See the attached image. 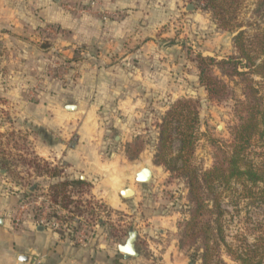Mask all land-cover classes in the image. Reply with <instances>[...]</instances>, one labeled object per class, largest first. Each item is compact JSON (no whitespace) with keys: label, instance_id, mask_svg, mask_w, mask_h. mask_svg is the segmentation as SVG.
I'll list each match as a JSON object with an SVG mask.
<instances>
[{"label":"rangeland","instance_id":"obj_1","mask_svg":"<svg viewBox=\"0 0 264 264\" xmlns=\"http://www.w3.org/2000/svg\"><path fill=\"white\" fill-rule=\"evenodd\" d=\"M29 1L22 0L25 4ZM62 1L73 19H78L81 33L46 23L28 6L22 8V14L32 21H24L21 34L0 27V194L7 195L11 225L18 216L22 217L20 225L25 220L34 224L44 220L48 224L44 228L48 229L54 222L55 233L75 246L97 244L110 246L115 252L128 233L135 231L139 256L128 258L135 264H202L201 236H182L192 205L186 182L177 171L182 166V162L177 163L179 142L173 140L163 151L165 156L159 157L168 169H174L168 172L164 165L154 164L158 131L171 103L198 100L200 135L189 169L203 172L213 166V141L227 144L231 140L230 129L236 123L234 102L206 101L193 59L197 54L218 59L233 55L234 35L217 27L195 0H135L132 13L122 9L114 13L97 11L99 0ZM254 2L244 0L245 18ZM189 5L192 8L188 11ZM97 15L112 21H125L127 16L131 24L128 31L139 35V42L148 37L158 39L166 58L156 54L139 59L135 53L124 61L118 54L99 58L100 45L93 30L94 21L100 20ZM137 46L134 41L130 47ZM43 103L49 112L54 108L51 118L57 106H79L78 119L61 120L64 127L59 132H63V138L50 133V140L64 144V150L80 139L89 141L94 132L93 145L84 143L80 151L94 158L95 163L106 164L104 176L97 177L95 194L87 180H80L83 173L36 154L41 141H50L34 126L29 114L33 105ZM65 112L71 117L77 110ZM135 145L141 148L131 161L125 152ZM261 145L255 142L247 158L264 168ZM139 167L152 171L149 182L133 179ZM107 174L119 184L118 189L122 182L123 187L136 193L131 197L130 190L128 198L123 192L126 201L115 209L104 193ZM71 180L83 183L58 186ZM216 189L221 193L224 211L225 244L222 242L215 259L239 264L235 261L237 255L244 261L254 256L250 264H264V183H231L223 192L221 187Z\"/></svg>","mask_w":264,"mask_h":264},{"label":"trees","instance_id":"obj_2","mask_svg":"<svg viewBox=\"0 0 264 264\" xmlns=\"http://www.w3.org/2000/svg\"><path fill=\"white\" fill-rule=\"evenodd\" d=\"M195 1L202 4V10L210 14L217 27L234 35L233 55L218 59L197 54L193 62L206 101L219 104L233 100L236 123L230 129L229 143L213 141V166L210 169L203 172L189 169L190 157L200 135V104L198 100L178 99L171 103L162 118L154 164L167 168L159 157L165 156V148L177 139V163L182 162L177 171L186 182L192 205L190 220L185 223L182 236L185 239L201 236L202 264H224L221 259H215L222 242L225 244L224 211L220 206L221 193L216 188L221 187L223 192L231 183L250 186L264 183V168L247 158V152L255 142L264 146V0H255L247 18L242 15L244 0ZM140 148L141 145L129 146L125 155L129 160H135ZM173 170L167 168L168 172ZM82 183L71 180L58 186ZM206 217L208 221H205ZM252 259L254 256H249V261H244L241 255L235 257L239 264H250Z\"/></svg>","mask_w":264,"mask_h":264},{"label":"crops","instance_id":"obj_3","mask_svg":"<svg viewBox=\"0 0 264 264\" xmlns=\"http://www.w3.org/2000/svg\"><path fill=\"white\" fill-rule=\"evenodd\" d=\"M25 3L22 0H0V27H8L14 34H21V29L25 25L24 21L30 23L32 21L22 14V8L28 6L29 10L35 11L37 18L43 19L46 23L70 29L72 32H82L80 23L77 22L78 19L74 20L73 16L65 10L62 0H30L27 4ZM96 9L106 13H114L115 10L120 11L121 9L126 10V13H132L131 11L135 10L136 6L135 0H99ZM97 17L100 20L94 21L93 30L94 34H97L96 41L100 45L99 58L107 54L110 56L118 54L124 61L135 53V57L139 59L149 58L150 55L156 54L158 58L163 59L165 52L160 50L159 40L148 37V39L139 42V35L128 31L131 24L127 22V16L124 18L125 21L103 20L100 15H97ZM33 23L36 25L38 22L36 20ZM134 41L138 46L130 47ZM149 66L150 64H147V67ZM68 105H71V103L64 104L63 109L58 106L55 107L56 115L53 118H51V112H54V108L49 112L50 108L44 106V103L32 106L29 116L33 118L34 126L44 133L45 138L50 141L48 144L41 141L40 146L35 148L36 154L46 161L54 162V164L66 163L69 169L83 173L84 177H80V180H87L93 186L91 192L95 194L98 191L95 187L99 185L97 177L103 175L102 170L106 168V164L95 163L94 158L80 151L84 143L93 145L94 132L89 137V141L80 139L78 144H75L72 148H67V150H64L65 145L59 144V141L55 143L50 140V133H53V136H57V138H63L64 135L61 134L63 132H59L60 127H64L61 122L63 118L67 121L79 118V106L76 105L77 112L70 117L65 112V107ZM98 134H101V132L99 131ZM56 144H59V147ZM141 168L143 167H139L134 171V180L135 174ZM111 177V174L106 175L103 184L107 188L104 189V193H107L108 204L115 209L126 201L120 195L121 190L126 187H123L122 182H120L121 187L118 189L119 184L115 183L116 180ZM133 192L135 195V191ZM99 194L102 196L103 193ZM7 200V195L0 194V213L4 214L3 216L0 215V264H118V260L120 264H135L132 261L133 259L130 260L123 255H118L116 253L118 250L116 249L115 252L112 248L110 249V246L103 247L97 244L75 246L67 239L60 238L57 233L36 226L28 220L23 221L19 226L20 228L12 229L11 220L9 219L10 208L8 207L10 204ZM21 257L26 259L22 260Z\"/></svg>","mask_w":264,"mask_h":264},{"label":"water","instance_id":"obj_4","mask_svg":"<svg viewBox=\"0 0 264 264\" xmlns=\"http://www.w3.org/2000/svg\"><path fill=\"white\" fill-rule=\"evenodd\" d=\"M191 8H192V6L189 5V6H187L186 9L189 11ZM65 110L68 112H73L76 110V106L68 105L65 107ZM115 139L117 140L118 137H115ZM151 178H152V171L147 167H143L139 172H137L135 174V181L138 183H147L151 180ZM130 190L131 189H129V188L122 189L120 192L121 197L126 199L125 197H123V192H127ZM131 191H132L131 197H133L134 192H133V190H131ZM128 198H130V197H128ZM136 239H137V233L135 231H130L128 233V236H127L125 243L123 245H119L117 247L118 252L121 255L125 256L126 258L138 257L139 255H138L136 247H135ZM21 258H22V260L26 259L24 257H21ZM190 264H192V263H190Z\"/></svg>","mask_w":264,"mask_h":264},{"label":"built area","instance_id":"obj_5","mask_svg":"<svg viewBox=\"0 0 264 264\" xmlns=\"http://www.w3.org/2000/svg\"><path fill=\"white\" fill-rule=\"evenodd\" d=\"M21 220H22L21 216L16 217L15 222L13 223V225H11V228L17 229V227L20 226ZM35 224H36V226H39V227H45L48 225V224H46V222L44 220H40V221L36 222ZM56 227H57L56 223L53 222V223H50L48 229L52 232H55L54 230L56 229Z\"/></svg>","mask_w":264,"mask_h":264},{"label":"bare ground","instance_id":"obj_6","mask_svg":"<svg viewBox=\"0 0 264 264\" xmlns=\"http://www.w3.org/2000/svg\"><path fill=\"white\" fill-rule=\"evenodd\" d=\"M129 193H130L129 191L125 192V193H124L125 197H128V196H129ZM130 194H131V193H130Z\"/></svg>","mask_w":264,"mask_h":264}]
</instances>
